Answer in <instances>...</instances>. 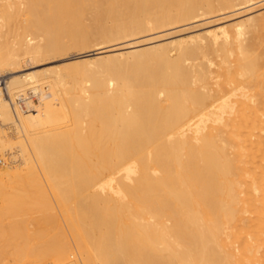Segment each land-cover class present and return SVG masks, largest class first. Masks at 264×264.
<instances>
[{"label":"bare ground","instance_id":"1","mask_svg":"<svg viewBox=\"0 0 264 264\" xmlns=\"http://www.w3.org/2000/svg\"><path fill=\"white\" fill-rule=\"evenodd\" d=\"M257 3L0 0V264H264Z\"/></svg>","mask_w":264,"mask_h":264},{"label":"rangeland","instance_id":"2","mask_svg":"<svg viewBox=\"0 0 264 264\" xmlns=\"http://www.w3.org/2000/svg\"><path fill=\"white\" fill-rule=\"evenodd\" d=\"M256 6V10H254V7ZM254 7H253V5L250 7V10H253V11H251L250 12V10H248V12H245L244 13V15L247 17V16H249V14L250 15H254V14H257V13H259V12H263L264 11V5L262 6V5H258V3L256 4V5H254ZM253 8V9H252ZM259 8V9H258ZM239 16V17H235V18H232V19H227L226 21H224V22H227V23H232V22H234V21H236V20H238V19H240V18H243V17H245V16ZM204 22V21H203ZM203 22H202V20L200 21H194V20H192V21H189L188 23H186V24H178V25H175V26H173V28L174 29H172L171 27H168V28H166L165 29V31H166V33H165V31L163 30V31H161V33H159V31H153L151 34H149V35H147V36H144V37H154V36H158V37H160V35H161V37H160V39H158V37H156V39L155 40H159L158 42H165V41H168L169 39H172V37L173 38H176V37H178L179 38V36H181V37H184L185 35L187 36V35H191V34H193V33H197V32H200V31H202V30H204V29H206V28H208V27H211V25L212 26H214V25H216L215 23H211V24H203ZM190 23V24H189ZM192 23V24H191ZM198 23V24H197ZM214 24V25H213ZM188 25H191V26H188ZM199 25V26H198ZM205 25V26H204ZM194 26V27H193ZM196 26V27H195ZM182 27V28H181ZM168 29V30H167ZM173 30H174V33H173ZM185 32H184V31ZM171 31V32H170ZM163 32H164V36H163ZM168 32H170V33H168ZM179 32V33H178ZM172 33V34H171ZM171 34V36H169V35ZM174 34V35H173ZM153 35V36H152ZM167 35V36H166ZM252 35V34H251ZM251 35H249V37H252ZM163 36V37H162ZM255 36V37H254ZM253 36V38H251V40H250V42H252V44L254 45V50H256L255 52L256 53H261L263 50H264V27H262V28H260V30H258V32H256V34ZM144 37H142V38H144ZM162 38V39H161ZM13 39V38H12ZM11 39V40H12ZM260 47V48H259ZM91 49V48H90ZM78 52H81V50H78V49H73V51L71 50L70 52H69V55L71 54H76V53H78ZM68 55V56H69ZM70 55V56H71ZM64 57V56H63ZM62 56L60 57V56H56V57H48V58H46V59H43V60H41V61H39L38 63H36L34 66L33 65H31V66H28V65H26V68L28 69V70H31V69H42V68H46V67H50V66H57V65H59V64H63L64 62H63V60H65L64 58H63ZM233 59H234V57H232ZM220 61V57H216L215 58V63L213 64V67L214 68H217V66H216V63H218ZM85 65V64H84ZM82 66H83V64H82ZM81 66V67H82ZM264 69H260L258 72H257V74H261V72L263 71ZM8 76H10V74H7V75H5V76H1L0 77V81H2L3 82V85L2 86H5V81H6V78L8 79ZM36 100V102H38V100L37 99H35ZM8 159V158H7ZM10 160H11V157H10ZM8 162H9V160H8ZM6 264H9V263H6Z\"/></svg>","mask_w":264,"mask_h":264}]
</instances>
